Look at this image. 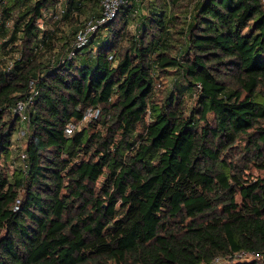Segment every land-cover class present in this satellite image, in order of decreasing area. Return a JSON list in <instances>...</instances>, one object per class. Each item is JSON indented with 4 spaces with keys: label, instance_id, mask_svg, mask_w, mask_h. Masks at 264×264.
I'll list each match as a JSON object with an SVG mask.
<instances>
[{
    "label": "trees",
    "instance_id": "obj_1",
    "mask_svg": "<svg viewBox=\"0 0 264 264\" xmlns=\"http://www.w3.org/2000/svg\"><path fill=\"white\" fill-rule=\"evenodd\" d=\"M59 1L0 0V264H264V0H127L81 48L101 0H65L63 41Z\"/></svg>",
    "mask_w": 264,
    "mask_h": 264
},
{
    "label": "built area",
    "instance_id": "obj_2",
    "mask_svg": "<svg viewBox=\"0 0 264 264\" xmlns=\"http://www.w3.org/2000/svg\"><path fill=\"white\" fill-rule=\"evenodd\" d=\"M128 3L127 0H101L102 7V15L99 18H90L89 20L83 22L77 29L75 39L73 40V44L77 48H81L89 42L90 37L97 30V28L104 24L106 21L114 18L117 14L118 8L122 5ZM66 12V3L65 0H60L54 9L45 10L42 18L38 20V26L41 30L47 29H56L55 25H59L60 23H64L62 17ZM144 11H134V16L143 13ZM53 25V26H52ZM13 26V18H4L0 14V66L7 69V71L14 68L16 64V60L19 57V51H12V44L10 41V37L12 36ZM15 44H20V40H16ZM74 55L73 50L70 51L69 57ZM113 56H110L112 59ZM159 82L156 81V87L159 86ZM36 95L35 86L33 81H30V90L29 93L22 99H19L14 107L13 111L15 116H18L19 121L23 128H21L17 132V136L20 139H25L28 130L24 126H26L29 122V109L33 103L34 97ZM100 112L99 108H88L84 115L80 120H72L69 122L65 128L67 134H71L76 128L81 125H85L87 121L90 120L92 115L97 116ZM14 140V138H13ZM27 154L25 151H21L20 160L23 164V167L26 169L27 167ZM253 257L252 253L241 251L236 253L234 259H250ZM220 261V260H217Z\"/></svg>",
    "mask_w": 264,
    "mask_h": 264
},
{
    "label": "rangeland",
    "instance_id": "obj_3",
    "mask_svg": "<svg viewBox=\"0 0 264 264\" xmlns=\"http://www.w3.org/2000/svg\"><path fill=\"white\" fill-rule=\"evenodd\" d=\"M66 23L67 22L60 23L59 25H55L56 29H57L58 26L60 27V29H59L60 31L57 32L58 33V35H57L58 38H60L61 36H64L65 39H67L68 36H66V35H68L69 33H71L72 28L70 27V25H67ZM132 26H133L132 28L135 29V25L133 24ZM64 37H61V40L62 41L65 40ZM13 138H14V143H15V147H14L15 150L13 151L14 154H13L12 159L14 158V160H15V164H13V166L15 167V165H18V163H19V159H18V155L19 154H18V151L20 149V146L23 145V143H25V139H23V138L20 139L17 136V133L14 134V137ZM14 167H11V169H14Z\"/></svg>",
    "mask_w": 264,
    "mask_h": 264
},
{
    "label": "crops",
    "instance_id": "obj_4",
    "mask_svg": "<svg viewBox=\"0 0 264 264\" xmlns=\"http://www.w3.org/2000/svg\"><path fill=\"white\" fill-rule=\"evenodd\" d=\"M17 143V142H16Z\"/></svg>",
    "mask_w": 264,
    "mask_h": 264
}]
</instances>
